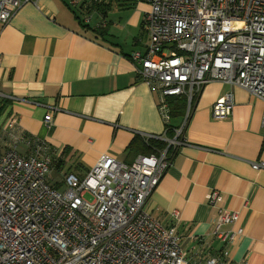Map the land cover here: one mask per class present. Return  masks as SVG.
I'll list each match as a JSON object with an SVG mask.
<instances>
[{"label": "crops", "instance_id": "0c3cea01", "mask_svg": "<svg viewBox=\"0 0 264 264\" xmlns=\"http://www.w3.org/2000/svg\"><path fill=\"white\" fill-rule=\"evenodd\" d=\"M71 1L28 2L8 23L0 21V99L7 100L0 131L12 122L16 130L45 140L53 153L52 173L61 180L68 172L85 174L104 155L131 163L150 154L137 147L146 143L145 134L171 137L159 109L160 94L140 79L132 60V53L144 51L148 43L143 19L149 5L81 0L74 6ZM101 3H107L104 10ZM76 11L82 18L96 12L97 20L84 27ZM230 91L232 114L214 118L213 104ZM263 115L262 100L248 90L207 84L183 144L149 198L148 210L176 226L194 264L221 250L234 264H264V168L252 166L264 162ZM183 120V113L174 114L171 124L177 127ZM19 147L28 151L24 144ZM214 191L219 196L210 200ZM222 210L238 212L239 219L221 231L245 230L228 244L215 234Z\"/></svg>", "mask_w": 264, "mask_h": 264}, {"label": "built area", "instance_id": "2783aa9c", "mask_svg": "<svg viewBox=\"0 0 264 264\" xmlns=\"http://www.w3.org/2000/svg\"><path fill=\"white\" fill-rule=\"evenodd\" d=\"M134 1L149 5L143 19L148 43L132 53V60L140 79L160 94L159 109L173 136L145 134L147 142L166 139L167 146L153 147L131 163L104 155L85 174L68 172L56 186L50 180V145L10 122L0 131V264H194L176 226L162 223L146 206L184 142L207 84L244 88L264 104V0ZM28 2L38 4L0 0V21L8 23ZM84 19L89 23L91 16ZM180 96L186 98V111L175 127L169 98ZM234 106L230 91L215 101L212 115L229 117ZM45 122L51 126V113ZM252 166L264 168V162ZM218 196L214 191L209 197ZM238 219V212L221 211L215 234L223 243L244 234V228L221 231ZM227 255L221 250L203 264H234Z\"/></svg>", "mask_w": 264, "mask_h": 264}, {"label": "trees", "instance_id": "16d2710c", "mask_svg": "<svg viewBox=\"0 0 264 264\" xmlns=\"http://www.w3.org/2000/svg\"><path fill=\"white\" fill-rule=\"evenodd\" d=\"M97 5L99 6L100 9L104 10L105 9V5H107V3H101V4H97ZM88 8L89 7H87V9ZM101 13L104 15L105 12L102 11ZM76 15L81 19V23L84 25V27H88L89 26V23L85 22V19L82 18L77 11H76ZM85 16H87V15H85ZM6 102H7L6 99H0V112L3 109V105H5ZM169 104H170L171 109H172L171 116H173L174 114L175 115H179V114H182V113L185 114V111H186V98L184 96L169 98ZM168 132L171 134V136H173V131L171 129H169ZM149 142H150V140H149ZM146 143L148 144L147 141H146ZM146 143L145 142H144V144L139 143V146L137 145V147H139V149L141 151H144L145 153H147L150 150L153 151V147L157 148V149H163V148H165L167 146V143H164L163 141H158V140H152L150 142V144H148V145Z\"/></svg>", "mask_w": 264, "mask_h": 264}, {"label": "rangeland", "instance_id": "374dc122", "mask_svg": "<svg viewBox=\"0 0 264 264\" xmlns=\"http://www.w3.org/2000/svg\"><path fill=\"white\" fill-rule=\"evenodd\" d=\"M96 20H97L96 12H92L90 23H95ZM21 148H23V147H21ZM21 148L19 147V149H21ZM56 181L61 182V181H63V178L61 180V176L59 174L57 175L56 173H52L51 183L55 184ZM86 198L92 199V197L90 195H86Z\"/></svg>", "mask_w": 264, "mask_h": 264}]
</instances>
